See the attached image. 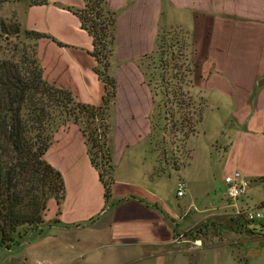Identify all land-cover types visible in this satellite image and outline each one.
<instances>
[{
    "label": "crops",
    "instance_id": "1",
    "mask_svg": "<svg viewBox=\"0 0 264 264\" xmlns=\"http://www.w3.org/2000/svg\"><path fill=\"white\" fill-rule=\"evenodd\" d=\"M46 1L7 3L24 29L47 34L37 43L44 77L72 91L79 101L100 105L106 87L96 70L94 39L76 13L86 0ZM106 2L117 12L109 68L117 81L111 117L115 165L111 204L106 205L104 185L80 126L69 122L60 127L45 157L62 173L65 197L61 204L49 199L44 223L26 230L19 244L0 248L9 253L6 264H207L204 257L193 262L187 257L204 256L207 247L224 248L229 264L249 262L236 259L223 243L184 253L192 248L176 250L183 242L177 244L175 235L180 225L187 230L210 218L221 226L235 228L241 221L243 225V219L234 215L226 186L214 205L212 185L201 179L197 184L187 172L198 149L207 171L215 172L211 177L224 181L226 175L241 171L251 180L250 188L264 182V0ZM161 29L174 49L179 41L185 43L177 87L182 91L177 98L168 97L173 107L183 98V105L191 106L200 119L196 133L185 141L189 160L178 167L159 154L152 140L161 97L160 83L148 77L149 61ZM168 121L166 117V129ZM207 121L213 122L210 136ZM194 136H202L203 147L190 145ZM223 137L226 143H220ZM167 138L165 133V142ZM172 173L177 184L185 183V195H191L177 206L166 192V177ZM195 200L209 204L201 209ZM263 229L250 233L264 237ZM251 250L261 253L263 247ZM218 253L210 264L223 263V253ZM177 256L176 263L169 262Z\"/></svg>",
    "mask_w": 264,
    "mask_h": 264
},
{
    "label": "trees",
    "instance_id": "2",
    "mask_svg": "<svg viewBox=\"0 0 264 264\" xmlns=\"http://www.w3.org/2000/svg\"><path fill=\"white\" fill-rule=\"evenodd\" d=\"M76 13L83 28L94 39L96 70L106 87L100 105L83 103L72 91L58 87L44 77L37 43L47 34L23 29L15 15L8 20L0 17V40L21 33L33 40V44L24 46L17 56L0 55V248H12L20 243L26 230L42 225L50 198H56L59 204L64 199V177L45 155L54 141L55 132L69 122L80 126L91 162L98 169L104 185L106 205L111 204L115 181L111 117L117 81L109 68L116 40L117 12L106 0H86L85 7ZM184 45L181 40L176 45L177 50L174 49L166 30H160L156 50L161 52L156 66L160 70L157 82L160 83L159 92L162 87L166 90L161 91L162 97L156 102L154 144L159 143V133L166 129V117L172 126L190 120L182 113L187 106L182 101H176V107L172 103L170 109L165 108L171 101L170 94L177 98L181 93L177 87L181 65L185 63L181 62ZM175 50L180 53L175 54ZM199 120L198 117L195 122ZM261 179L264 181V177Z\"/></svg>",
    "mask_w": 264,
    "mask_h": 264
},
{
    "label": "rangeland",
    "instance_id": "3",
    "mask_svg": "<svg viewBox=\"0 0 264 264\" xmlns=\"http://www.w3.org/2000/svg\"><path fill=\"white\" fill-rule=\"evenodd\" d=\"M16 16L14 12V7L12 5L7 3V0H2L0 2V17H3L4 19H10L12 16ZM18 18V16H16ZM19 19V18H18ZM24 29V28H23ZM6 39L0 40V55L4 57H13L17 56L20 52V50L24 46H31L33 44V40L30 38H27L24 33H21L20 35L11 36V37H5ZM185 47V45H184ZM177 50V48H176ZM175 54H179L180 51H176ZM179 52V53H178ZM161 55V52L158 51L154 54L153 59H151L150 65H152L151 70L149 69V79L152 78L153 82H157L160 74V70L157 69V65L159 63V57ZM184 56V55H183ZM183 62V60L181 61ZM183 76V75H182ZM182 76H178L182 80ZM157 85V84H156ZM166 87H162L161 91L165 92ZM161 91L158 94V98L161 96ZM182 91V90H181ZM185 91L188 92V90ZM190 97V96H189ZM165 98V96L163 97ZM168 98V97H166ZM172 100V97H170ZM183 101V98H182ZM170 103L165 105L166 110L170 109L172 106V101H169ZM187 110H183V114L187 116L188 119L184 122V124L174 125L173 123H167V129L166 131H162L159 133V143L156 144V147L159 149V154L163 153L166 158L169 159V164L178 167L185 165L189 158L186 154V139L189 136H192L194 133H196V119H197V111H193L191 109V106H186ZM213 122L207 121L208 129V135L212 133L211 128ZM165 133L168 134V141H164L163 136H165ZM210 136V135H209ZM227 139L225 137L220 139V143L225 142ZM200 145V147H203V138L202 136H194L190 140V145ZM203 151V150H202ZM186 172V170H185ZM187 172L189 175H191L195 182L198 184L200 182H197V180H205V184L212 185L211 193H210V199L211 203L214 205H217L220 198L221 193L225 188V182L223 180H217L215 177H211L212 173H215L214 170L207 171L205 168V160L203 156H199V149L197 150V154L195 155V158H193V161L191 162V165L187 168ZM220 176V175H219ZM167 181L166 183V192L168 195V198L172 200L174 205L184 204L188 199H190V194H187L185 196H176L177 190H178V184L176 181V173H172L171 176L166 177ZM202 182V181H201ZM196 204L199 206V208L204 209L205 206L209 203L200 202L198 200ZM239 204L244 206L245 208H262L264 210L263 204H264V182H257L254 183L251 188L248 190L247 194L241 197L239 200ZM208 221L206 223H203L197 227L190 228L187 230H183L182 226L180 225V230L178 233H182L183 237L181 239V242H183V245L180 247L178 246L176 250H181L182 248H192L189 251H186L184 253H195L194 248H201L205 247L206 245L210 243H216V245H219L220 243L228 244L230 246V250L233 254V256L236 259H239L241 261L247 262V263H241L236 262V264H264V237L261 236H255L252 233H250L248 230L244 229L242 225V221L239 222L238 227L232 228L231 226H221L215 222H211V218L207 219ZM264 234V229L263 232ZM37 235V234H36ZM177 243V242H176ZM180 244V243H177ZM196 244H201L202 246H198ZM262 246L263 250L261 253L257 252L256 250H251L248 252V249L252 247ZM224 248L219 247H207L205 249L204 256H187L192 262L193 260L197 259L198 257H204V259H207L206 263L210 264L214 258H219V251L222 252L221 254L223 256V263L221 264H229L230 257H227L225 254V251H223ZM8 251H4L0 249V264H6L7 257H8ZM179 257L173 258L172 261H169L170 263H176V260ZM233 264V263H230Z\"/></svg>",
    "mask_w": 264,
    "mask_h": 264
},
{
    "label": "built area",
    "instance_id": "4",
    "mask_svg": "<svg viewBox=\"0 0 264 264\" xmlns=\"http://www.w3.org/2000/svg\"><path fill=\"white\" fill-rule=\"evenodd\" d=\"M187 110V107L184 109ZM226 184V196L231 200L234 206V215L243 219V227L249 232L261 231L264 227V210L260 208H245L238 205V200L247 194L251 180L241 171H235L224 177ZM186 185L183 181L178 182V196H184ZM264 207V204H263ZM182 233H176L175 242H181ZM202 246L201 244H196Z\"/></svg>",
    "mask_w": 264,
    "mask_h": 264
}]
</instances>
